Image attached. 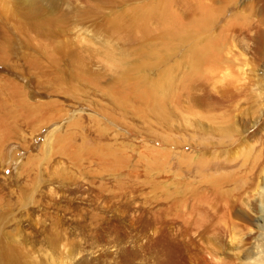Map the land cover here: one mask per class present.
<instances>
[{"label": "rangeland", "instance_id": "obj_1", "mask_svg": "<svg viewBox=\"0 0 264 264\" xmlns=\"http://www.w3.org/2000/svg\"><path fill=\"white\" fill-rule=\"evenodd\" d=\"M248 1L0 0V264H158L133 258L132 221L176 222L204 189L233 187L225 175L264 153V96L224 73L255 57L232 30L195 77L190 50L231 14L258 24ZM159 3L184 35L138 21ZM207 4L227 14L194 35ZM167 76L169 98L146 91Z\"/></svg>", "mask_w": 264, "mask_h": 264}, {"label": "bare ground", "instance_id": "obj_2", "mask_svg": "<svg viewBox=\"0 0 264 264\" xmlns=\"http://www.w3.org/2000/svg\"><path fill=\"white\" fill-rule=\"evenodd\" d=\"M253 5L258 7L260 15L258 24L248 25L251 22L247 23L249 21L247 14L242 11L231 14L222 25L220 32L210 34L204 41L193 42L190 60L195 77L201 76L205 64H216L222 57L227 56L226 53L231 52L229 32L233 30L237 35L241 30V34L246 33V36H240L244 49L254 54V63L245 59L242 72L239 70L234 78H230L234 75L231 70L226 69L224 77L231 80L236 78L241 88L256 89L255 94L258 98L261 96L262 100L264 0H249L248 7ZM149 8L137 17L143 26L156 16L170 32L180 35L186 33L187 24L173 15L166 4L159 3ZM221 11L223 13L224 10L207 4L202 7L201 14L188 26L193 32L195 31L194 35H198L203 29L212 26L216 17L222 14ZM236 26L239 29H235ZM114 64L118 65L119 62L116 61ZM172 86V80L167 76L146 91L149 94L161 95L163 98L173 92ZM167 97L163 102L167 101ZM262 102L263 100L259 103ZM261 129L264 130V126H261ZM240 151L246 152L243 148ZM225 176L232 182L233 187L222 192L218 190L213 192L214 194L204 189V195L195 202L189 203L190 205L184 200V204H187L189 209H183L177 215L176 222L165 223L164 220L161 222L159 220L161 216L157 217L156 214H145L135 218L132 221L133 258L137 257L139 250H156L158 264H264V153L262 154L261 148L247 158L240 168ZM213 178L216 177H212V181L219 184V179ZM139 221L147 222L148 226L142 230L138 240L135 237V230ZM228 238L230 243L226 244L224 239L228 240ZM137 244L140 245V249L137 248Z\"/></svg>", "mask_w": 264, "mask_h": 264}]
</instances>
